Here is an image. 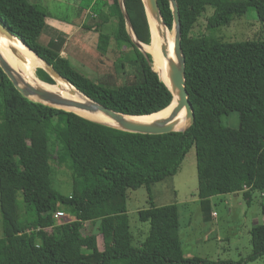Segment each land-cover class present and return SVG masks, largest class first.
Here are the masks:
<instances>
[{
    "label": "trees",
    "instance_id": "16d2710c",
    "mask_svg": "<svg viewBox=\"0 0 264 264\" xmlns=\"http://www.w3.org/2000/svg\"><path fill=\"white\" fill-rule=\"evenodd\" d=\"M176 1L186 89L194 112V123L184 132L129 133L33 102L0 69V264H213L184 257L176 204L157 206L150 201L149 208L138 211L139 221L148 223L149 230L137 244L127 215L128 191L144 187L150 192L152 185L174 177L192 147L204 221L212 219L211 199L227 194H241L250 205L257 193L264 216V41L191 36L207 7L212 9L206 18L210 33L229 26L248 8L264 24V0ZM98 2L80 0L79 7L93 10L91 17L96 19L83 27L97 33L102 54L111 40L115 42V85L96 83L74 68L61 55L64 38L59 33L41 43L48 12L40 4L0 0V18L4 27L92 101L128 116L166 109L172 95L152 70V56L140 52L128 34L120 0H110L116 14L107 1H102L105 10L96 11ZM122 2L140 46L151 51L142 1ZM158 5L171 30L167 0H158ZM36 68L31 66L33 74ZM36 74L42 82L55 84L42 69ZM231 113L238 114L236 129L222 123V117ZM50 135L64 146L71 162L68 196L51 186ZM64 208L71 221H64ZM56 212L63 217L55 218ZM249 233L252 253L246 261L253 262L264 255V224ZM99 236L103 251L98 250Z\"/></svg>",
    "mask_w": 264,
    "mask_h": 264
},
{
    "label": "rangeland",
    "instance_id": "374dc122",
    "mask_svg": "<svg viewBox=\"0 0 264 264\" xmlns=\"http://www.w3.org/2000/svg\"><path fill=\"white\" fill-rule=\"evenodd\" d=\"M102 1H107L111 12L116 14L110 0H99L95 10H101ZM47 9L46 23L48 28L41 38L42 44H47L53 35L60 34L64 38L61 55L67 58L74 68L96 83L115 85L118 83L117 49L115 42L111 40L105 54L97 49V33L87 31L83 26L92 25L96 19L91 17L92 12H86L79 7L80 0H31ZM99 7V8H97ZM121 9L122 7L120 3ZM97 8V9H96ZM105 10V7H103ZM99 10V11H100ZM212 9L206 8V12L198 19L191 31L193 37L220 38L230 42L244 40H263L264 24L257 19L255 10L248 8L246 14L236 18L229 26L219 28L214 33L206 30V18L211 15ZM106 32H110V26H106ZM128 34L133 35L129 27ZM170 39L173 30H168ZM56 33V34H55ZM143 49V48H142ZM146 54L152 56L151 51L143 49ZM31 73V66H38L34 61H27L24 65ZM34 71L36 78V71ZM225 126L236 129L238 127V114L231 113L222 117ZM50 148L52 150L51 164L54 169L52 188L65 196L71 192L70 159L64 146L55 141L50 135ZM197 176L195 165V151L192 147L186 154L179 172L172 178L151 186L150 192L144 187L128 191L127 215L130 230L135 238V244L146 238L149 230L148 223H142L138 219V211L149 208V202L157 205L176 204L180 219L179 238L182 244L184 257L200 258L221 264V262L245 261V264H264V255L256 261L248 262L247 257L252 253L250 230L264 224V216L259 206L260 196L256 193L250 205L242 198L233 194L216 196L211 199L212 213L215 217L204 221L196 196ZM21 201V196L19 197ZM65 210L64 221L73 218L68 210ZM23 216V214H22ZM88 225V224H87ZM1 236V216H0ZM99 249L104 250L102 237L97 238ZM87 252V251H85Z\"/></svg>",
    "mask_w": 264,
    "mask_h": 264
},
{
    "label": "water",
    "instance_id": "95a60500",
    "mask_svg": "<svg viewBox=\"0 0 264 264\" xmlns=\"http://www.w3.org/2000/svg\"><path fill=\"white\" fill-rule=\"evenodd\" d=\"M145 9V14L147 17L149 31L150 30V23L153 25V22H158L163 25L165 29H168L162 19L158 0H141ZM169 4V8L171 10L172 15V30H173V55L168 54V43L166 35H163L158 29V34L161 39L160 47L162 51V55L164 57V68L165 73L164 75L168 79V84L161 80L164 85L168 88L172 95L171 104L166 108H170L168 115L163 118H157L149 122H140L130 120L129 118H138L143 116H128L118 112H115L101 104H98L91 99L87 98L81 92H79L75 87H73L66 79L62 78L59 73L51 66L46 63L43 59L39 58L36 53L32 52L22 40L14 36L6 27H4L2 19L0 18V42L6 41L12 44L14 41H18L23 46H25L30 52H32L39 62L42 64V70L47 73L50 78L55 82L56 85L58 81H63L73 87L76 91L81 93L89 103H77L71 101L61 95L58 91H53L47 87L41 86H34L29 82H26L21 74L17 73L12 67L6 62L2 53L0 51V69L6 75L8 80L12 83L13 87L24 97L33 102L40 103L55 109L64 110L66 112L68 109H76L84 112H88L91 114L94 113H102L103 115L109 117L116 123V127L109 126L107 124H103L100 122H96L93 120H87L102 124L120 131L135 133V134H142V135H163L172 132H184L186 129L191 127L194 123V112L192 105L189 101V94L186 89V80H185V57L181 47V28H180V16H179V9L176 0H167ZM120 3L123 7V2L120 0ZM122 13L127 24V27L130 28L132 31L129 18L124 10L122 9ZM133 34V31H132ZM133 37L135 38L134 34ZM136 48L146 54L141 46H139V41L135 38L134 40ZM10 51L14 56L18 59L22 60V57L16 52V50L11 46ZM152 70H154V64L152 63ZM157 73V72H156ZM158 74V73H157ZM159 78L160 75L158 74ZM39 79V78H38ZM40 80V79H39ZM41 81V80H40ZM42 84L50 85L41 81ZM58 89L60 85H57ZM165 110V109H164ZM163 111V110H162ZM76 114V113H75ZM84 118V117H83ZM186 121V126L182 130H176V127L182 122V120Z\"/></svg>",
    "mask_w": 264,
    "mask_h": 264
},
{
    "label": "bare ground",
    "instance_id": "6f19581e",
    "mask_svg": "<svg viewBox=\"0 0 264 264\" xmlns=\"http://www.w3.org/2000/svg\"><path fill=\"white\" fill-rule=\"evenodd\" d=\"M158 29H160L161 33L163 35H166L167 38V43H168V54L173 55V41H174V36L172 39L169 38V34L167 32V29L163 27L161 23L158 22H153V25L150 23V35H151V42H152V59H153V64H154V70L160 75V79L163 80L168 84V79L164 75L165 73V68H164V57L162 55L161 47H160V42L161 39L158 34ZM132 32V31H131ZM134 34V33H133ZM132 34V35H133ZM135 36V35H134ZM171 37V36H170ZM134 38V37H133ZM136 38V37H135ZM134 38V39H135ZM133 39V40H134ZM142 43H139V46ZM13 47L16 52L22 57L23 61L18 59L16 56L12 54L10 51V47ZM0 51L2 53V56L6 60V62L12 67L13 70H15L17 73L21 74V76L26 80V82H29L30 84L34 86H41V87H47L50 88L53 91H58L61 93V95L71 101L77 102V103H89L88 100L78 91H76L73 87L68 85L67 83L63 81H58L56 82L57 84L54 86H49L42 84L41 81L36 78L34 74H31L26 67L24 66L27 61H34L35 64L38 65V67L42 68V64L39 62V60L36 58V56L30 52L25 46H23L21 43L18 41H14L12 44L6 42V41H1L0 42ZM60 85V88L58 89V86ZM65 110L68 111H73L77 115L87 118L89 120H93L96 122H100L103 124H107L109 126H114L116 127L115 121L110 119L109 117L103 115L102 113H88L76 109H68L66 108ZM170 111V108L165 109L163 111H160L156 114H152L149 116H143V117H138V118H129L130 120L134 121H140V122H149L157 118H163L166 115H168ZM186 126V121L183 119L182 122L176 127V130H182Z\"/></svg>",
    "mask_w": 264,
    "mask_h": 264
},
{
    "label": "built area",
    "instance_id": "2783aa9c",
    "mask_svg": "<svg viewBox=\"0 0 264 264\" xmlns=\"http://www.w3.org/2000/svg\"><path fill=\"white\" fill-rule=\"evenodd\" d=\"M214 216H215V214H214ZM54 217L59 219V218L63 217V213L62 212H56Z\"/></svg>",
    "mask_w": 264,
    "mask_h": 264
},
{
    "label": "crops",
    "instance_id": "0c3cea01",
    "mask_svg": "<svg viewBox=\"0 0 264 264\" xmlns=\"http://www.w3.org/2000/svg\"><path fill=\"white\" fill-rule=\"evenodd\" d=\"M236 196H238V195H236ZM156 205H157V204H156ZM157 206H163V205H157ZM213 214H214V213H212V218L215 217ZM97 246H98V244H97ZM98 250H99V251H103L102 249H99V246H98Z\"/></svg>",
    "mask_w": 264,
    "mask_h": 264
}]
</instances>
